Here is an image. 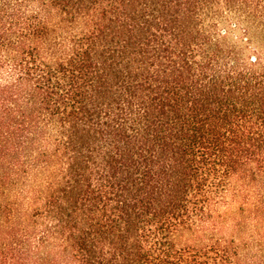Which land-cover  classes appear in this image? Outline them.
<instances>
[{"label": "trees", "instance_id": "obj_1", "mask_svg": "<svg viewBox=\"0 0 264 264\" xmlns=\"http://www.w3.org/2000/svg\"><path fill=\"white\" fill-rule=\"evenodd\" d=\"M0 264H264V0H0Z\"/></svg>", "mask_w": 264, "mask_h": 264}]
</instances>
